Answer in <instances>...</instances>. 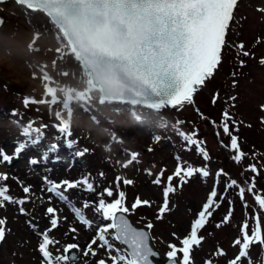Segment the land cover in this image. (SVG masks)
I'll list each match as a JSON object with an SVG mask.
<instances>
[{"label": "rangeland", "instance_id": "374dc122", "mask_svg": "<svg viewBox=\"0 0 264 264\" xmlns=\"http://www.w3.org/2000/svg\"><path fill=\"white\" fill-rule=\"evenodd\" d=\"M0 20V151L14 156L11 162L0 163V174L9 177L4 184L15 198H25L23 187L31 188L24 205L6 204L0 208V218L6 219L7 229L5 240L0 241V264H42L38 232L48 229L50 238L59 241L50 246L54 255L64 254L67 244H80L78 250H72L78 256L76 264H98L100 259L111 264L107 250L100 248L99 243L92 246L95 256L84 255L98 226L108 223L96 212L99 194L105 188L114 194L109 198L105 193L106 202L118 198L119 191L125 193V206L130 209L136 198L149 201V205L141 204L126 215L133 224L149 232L151 245L161 258H167L169 244L182 247L180 241L190 234L193 221L214 187L218 193L214 199L219 206L198 232L203 239L190 254L192 264H229L238 255L240 246L234 245V241L242 238L245 222L251 234L258 219L264 235V209L256 201V196L264 198V64L260 62L264 58V0H238L221 63L193 94L191 104L159 111L138 108L134 114L131 106L99 103L93 93L91 104L72 102L71 137L59 133L62 120L68 119L67 112L61 103H47L50 97L45 89V84L56 88L57 99L62 101L61 89L71 88L75 95L88 88L80 65L66 54L62 34L56 32L45 15L27 10L15 0L0 3ZM243 51L250 55H242ZM26 98L46 102L26 106ZM56 111H61L62 116L57 117ZM225 112L231 117L228 121H223ZM223 122L238 138L239 151L244 154L239 162L232 159L237 152L230 148V136L223 133ZM29 126L43 129L34 142L25 136ZM181 133L192 136L198 144L189 146ZM20 143L27 146L15 154ZM52 145L57 147L52 149ZM198 148L208 153V160L203 159ZM132 153L138 154L137 161L123 167ZM32 159L41 162L33 165ZM178 163L182 168L206 167L210 175L205 178L194 174L181 185L180 178L174 176ZM251 166H255V172ZM219 170L223 174L217 176ZM158 176L159 184L154 182ZM169 176H173L171 185L176 190L169 194L168 210L161 215L159 209ZM45 177L56 183L87 179L95 192L85 191L86 186L81 183L67 191V203L56 198L49 202L51 194L46 191ZM125 179L132 183L124 184ZM233 179L245 189L243 200L239 187L225 191L226 183ZM85 202L89 207L84 208ZM72 205L93 221L91 228L70 211ZM55 206L61 210L55 214L57 227L51 228V214L46 209ZM20 207L25 209L24 213L19 211ZM63 211H68L67 216ZM149 223L151 229L146 227ZM73 228L75 232L71 231ZM108 238L115 247H126L111 236ZM221 251L225 255H219ZM180 259L182 254L178 253L177 260ZM249 260L251 264H264V246L253 244L249 258L239 264H249Z\"/></svg>", "mask_w": 264, "mask_h": 264}, {"label": "snow or ice", "instance_id": "6c2138e0", "mask_svg": "<svg viewBox=\"0 0 264 264\" xmlns=\"http://www.w3.org/2000/svg\"><path fill=\"white\" fill-rule=\"evenodd\" d=\"M15 3L27 10L45 15L56 32L62 34L61 39L65 42L66 54L74 57L82 69V78L88 85L87 90L77 91L73 95L71 88L61 89L64 93L62 101L57 99V89L45 84L46 92L50 97L47 103L50 105L61 103L63 110L67 112L68 119L62 120V126L58 127V131L71 137L72 102L91 104L93 93L97 94L96 99L99 103L131 106L134 114L138 108L159 111L169 106L177 108L185 103L191 104L193 94L213 76L221 63L226 33L230 22L234 19V9L238 0H15ZM239 47L243 49L244 45L241 44ZM60 51L61 49H57V52ZM241 54L250 55L247 51ZM260 62L264 64V58ZM241 65L243 66V61ZM44 79L46 81L49 79L47 74ZM45 102L44 99L36 101L28 98L24 101L26 106L30 103ZM56 116L61 117L62 112L56 111ZM135 118L139 120L140 116L136 115ZM230 119L231 117L225 112L223 121ZM222 129L225 135L230 136V148L237 152L232 159L239 162L244 154L239 151L237 136L230 133L227 122L222 123ZM42 131V128L29 126L25 136L29 141L34 142L35 137L40 136ZM181 135L189 146L198 144L192 136H185L183 133ZM72 143L70 141L68 146L71 147ZM26 146V143H20L15 149V154H19ZM56 147L52 145V149ZM197 150L204 160L209 159L208 153L202 148ZM137 157L138 154L132 153L123 167L127 168L136 162ZM13 158L14 156L0 151V163L11 162ZM177 159L179 160V157ZM40 162L37 159L30 161L33 165ZM251 170L255 172V166H251ZM197 173L205 178L210 175L206 167L193 168L189 165L182 168L178 163L174 176L180 178L182 185L186 177ZM221 174H223L222 170L216 173L217 176ZM160 175L162 176L163 172ZM8 179L6 174H0V208L5 207L6 204L24 205L28 201L30 186L23 187L25 198H15L10 195L9 188L4 184ZM116 179L119 181L120 177ZM167 179L169 185L164 190V202L159 209L161 215L168 210L169 194L176 190L171 185L173 176ZM154 182L157 184L161 182L159 176ZM45 183L46 191L51 194L48 198L49 202L56 198L62 203H67V191L76 189L81 183L86 186L85 191L95 192L93 184L87 179L82 182L65 180L56 183L45 177ZM123 183L127 185L132 181L125 179ZM62 186H66L63 191H61ZM234 186L239 187L237 181L233 179L226 183L225 191ZM105 193L109 198L114 195L110 188H105L104 192L99 194L96 212L100 214L101 220L108 223L98 226L95 237L84 249V255L95 256L97 253L92 246L99 243L100 248L107 250L111 264H154L153 258L157 257L158 253L150 246L152 238L149 232L133 226L126 216L141 204L149 205V201L136 198L130 209L125 206L123 191H119L118 198L111 202H106L103 198ZM239 195L243 200L245 195L243 187H239ZM217 197L218 193L214 187L203 209L198 213V218L193 221L190 234L180 241L182 247L169 244L171 250L166 254L167 264H192L190 254L194 246L201 245L203 239L198 237V232L208 223L214 208L219 206L214 199ZM223 198L221 195L220 199ZM256 201L260 208L264 209V198L256 196ZM87 207L89 203L85 202L84 208ZM19 211L24 213L25 209L20 207ZM46 211L51 214V228H56L57 210L48 207ZM70 211L83 224L92 227L93 221L87 219L80 208L72 205ZM5 226L6 219L0 218V241L5 240L7 231ZM146 227L151 229L152 224L149 223ZM248 228L249 225L245 222L242 238L234 241V245L240 246L238 255L229 261V264H239L242 259L249 258L253 244L259 243L264 246V235L261 233L259 220H256L251 234L248 233ZM50 231L51 229L38 232L41 237L38 251L42 255V264H76L78 256L72 250H78L79 245L67 244L63 248L64 254L54 255L50 251V246L58 244L59 241L50 238L48 234ZM71 231L75 232L76 229L73 228ZM109 236L126 247L123 250L115 247L110 242ZM113 252L115 255H112ZM178 253L182 254L180 260H177ZM218 254L225 255L222 251ZM98 264H106L105 259H100ZM206 264L210 262L206 261ZM249 264H251L250 260Z\"/></svg>", "mask_w": 264, "mask_h": 264}, {"label": "bare ground", "instance_id": "6f19581e", "mask_svg": "<svg viewBox=\"0 0 264 264\" xmlns=\"http://www.w3.org/2000/svg\"><path fill=\"white\" fill-rule=\"evenodd\" d=\"M80 192L82 193V195L85 194V191H80ZM79 194H80V193H79ZM80 195H81V194H80ZM55 209H56L57 211H60V210H61L60 206H55ZM57 211H56V212H57ZM67 213H68V211H65V212L63 211V214L66 215ZM66 216H67V215H66ZM45 223H46V221H44V224H45ZM30 226H31V227H35V225H34L33 223H32V225H31V223H30ZM79 245H80V244H79ZM154 259L157 261V263H158V262L163 263V261L166 260L165 257H162V258L160 257V258H158V259H157V258H154Z\"/></svg>", "mask_w": 264, "mask_h": 264}, {"label": "water", "instance_id": "95a60500", "mask_svg": "<svg viewBox=\"0 0 264 264\" xmlns=\"http://www.w3.org/2000/svg\"><path fill=\"white\" fill-rule=\"evenodd\" d=\"M4 1H7V0H3V2H4ZM0 3H2V2H0ZM169 107H171V106H169ZM171 108H172V107H171ZM126 216H127V215H126ZM127 218H128V219L130 220V222L132 223L131 219H130L128 216H127ZM132 224H133V223H132ZM133 226H135V227L138 228V229H144V230H146V229H145L144 227H142V226H141V227H138V226H136L135 224H133ZM146 231H147V230H146ZM150 246L152 247L151 242H150ZM152 248H153V247H152ZM153 250H154L156 253H158V251H156L154 248H153ZM154 258H157V259L160 258V254L158 253V256H157V257H154ZM154 258H153V260H154V264H158L157 261H156ZM162 264H167V258H166L165 261H163Z\"/></svg>", "mask_w": 264, "mask_h": 264}, {"label": "trees", "instance_id": "16d2710c", "mask_svg": "<svg viewBox=\"0 0 264 264\" xmlns=\"http://www.w3.org/2000/svg\"><path fill=\"white\" fill-rule=\"evenodd\" d=\"M215 72V71H214ZM228 217H231V215H228Z\"/></svg>", "mask_w": 264, "mask_h": 264}]
</instances>
